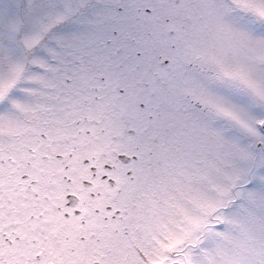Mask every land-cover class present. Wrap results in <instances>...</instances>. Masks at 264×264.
Segmentation results:
<instances>
[{
  "label": "snow or ice",
  "instance_id": "1",
  "mask_svg": "<svg viewBox=\"0 0 264 264\" xmlns=\"http://www.w3.org/2000/svg\"><path fill=\"white\" fill-rule=\"evenodd\" d=\"M0 264H264V0H0Z\"/></svg>",
  "mask_w": 264,
  "mask_h": 264
}]
</instances>
